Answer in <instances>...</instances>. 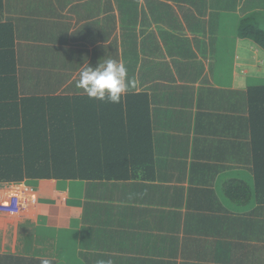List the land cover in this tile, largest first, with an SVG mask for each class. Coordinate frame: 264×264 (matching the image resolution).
Here are the masks:
<instances>
[{
    "label": "crops",
    "instance_id": "1",
    "mask_svg": "<svg viewBox=\"0 0 264 264\" xmlns=\"http://www.w3.org/2000/svg\"><path fill=\"white\" fill-rule=\"evenodd\" d=\"M263 3L2 0L0 88L87 96L82 68L124 63V96L148 98L153 165L113 181H21L33 191L23 211L0 210V264H264V215L218 202L224 183L251 176L239 160L264 50L238 32ZM12 183H0V207Z\"/></svg>",
    "mask_w": 264,
    "mask_h": 264
},
{
    "label": "trees",
    "instance_id": "2",
    "mask_svg": "<svg viewBox=\"0 0 264 264\" xmlns=\"http://www.w3.org/2000/svg\"><path fill=\"white\" fill-rule=\"evenodd\" d=\"M2 10L0 0V14ZM238 35L264 50L257 18H244ZM4 44L0 42V58ZM7 73L1 67L0 80ZM133 99L126 95L111 104L88 96L21 98L0 88V183L113 181L128 178L131 171L148 173L153 165L148 98L143 95L137 104ZM246 102L249 143L239 161L249 163L251 176L224 183V199L218 202L252 209L248 217L256 218L264 215V83L247 89ZM128 118L130 129L124 123ZM238 221H244L242 216Z\"/></svg>",
    "mask_w": 264,
    "mask_h": 264
},
{
    "label": "clouds",
    "instance_id": "3",
    "mask_svg": "<svg viewBox=\"0 0 264 264\" xmlns=\"http://www.w3.org/2000/svg\"><path fill=\"white\" fill-rule=\"evenodd\" d=\"M75 87L89 99L119 104L132 87V81L124 63L108 58L95 67L82 68Z\"/></svg>",
    "mask_w": 264,
    "mask_h": 264
},
{
    "label": "built area",
    "instance_id": "4",
    "mask_svg": "<svg viewBox=\"0 0 264 264\" xmlns=\"http://www.w3.org/2000/svg\"><path fill=\"white\" fill-rule=\"evenodd\" d=\"M12 185H14L13 195H11L7 203L1 205L0 210L6 213H19L29 204V198L25 197V194L28 191L32 192L33 189L28 184L21 182H13Z\"/></svg>",
    "mask_w": 264,
    "mask_h": 264
},
{
    "label": "rangeland",
    "instance_id": "5",
    "mask_svg": "<svg viewBox=\"0 0 264 264\" xmlns=\"http://www.w3.org/2000/svg\"><path fill=\"white\" fill-rule=\"evenodd\" d=\"M226 5L228 7H230L229 4L226 3ZM257 12H258L259 15L255 14V15L251 16L252 15L251 14L250 16H251V18H260V26H261V29L264 30V20H262L264 18V7H260L259 9H257ZM224 13L228 14L229 12L225 11ZM261 62H262V60H261ZM258 72L261 73L264 76V72H260L259 70H258Z\"/></svg>",
    "mask_w": 264,
    "mask_h": 264
}]
</instances>
